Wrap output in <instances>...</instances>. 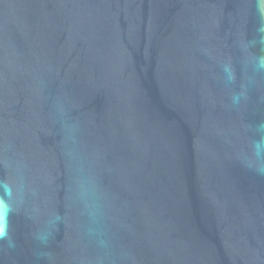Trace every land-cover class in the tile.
I'll return each mask as SVG.
<instances>
[{
	"label": "water",
	"instance_id": "95a60500",
	"mask_svg": "<svg viewBox=\"0 0 264 264\" xmlns=\"http://www.w3.org/2000/svg\"><path fill=\"white\" fill-rule=\"evenodd\" d=\"M0 264H264V0H0Z\"/></svg>",
	"mask_w": 264,
	"mask_h": 264
}]
</instances>
